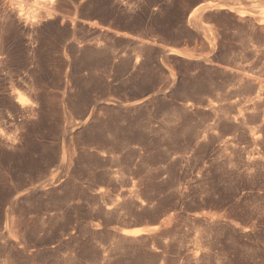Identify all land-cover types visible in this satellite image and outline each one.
I'll use <instances>...</instances> for the list:
<instances>
[{
    "label": "rangeland",
    "instance_id": "rangeland-1",
    "mask_svg": "<svg viewBox=\"0 0 264 264\" xmlns=\"http://www.w3.org/2000/svg\"><path fill=\"white\" fill-rule=\"evenodd\" d=\"M205 1L0 0V264H264V0Z\"/></svg>",
    "mask_w": 264,
    "mask_h": 264
},
{
    "label": "bare ground",
    "instance_id": "bare-ground-1",
    "mask_svg": "<svg viewBox=\"0 0 264 264\" xmlns=\"http://www.w3.org/2000/svg\"><path fill=\"white\" fill-rule=\"evenodd\" d=\"M44 1L45 0H40V3H44ZM215 1L216 0H209V1H205V2H203V3H201V4H199L196 8H194V10L191 12V14H190V17H194V15H196L197 13H198V11H199V9H201V8H203V7H205V6H208V5H210V4H213V3H215ZM53 2V0H50V3H52ZM45 7V12H46V14L44 15V17L46 18L47 16L49 17L50 15H52L53 16V12L51 13V11H50V7L49 8H47V6H44ZM20 12H21V10H20ZM51 16V17H52ZM35 17V16H34ZM19 103H20V101H19ZM23 103V102H22ZM23 105V104H22ZM24 106V105H23ZM25 107V106H24ZM27 108H28V110L29 111H32L33 110V106H31V105H27ZM35 110V109H34ZM33 110V111H34ZM144 229H138V230H136L135 231V233L136 234H139L140 232H142Z\"/></svg>",
    "mask_w": 264,
    "mask_h": 264
}]
</instances>
